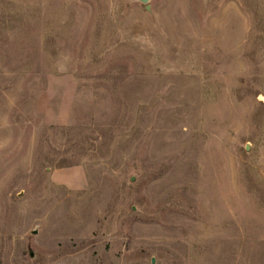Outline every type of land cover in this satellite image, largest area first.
Instances as JSON below:
<instances>
[{"label":"rangeland","instance_id":"rangeland-1","mask_svg":"<svg viewBox=\"0 0 264 264\" xmlns=\"http://www.w3.org/2000/svg\"><path fill=\"white\" fill-rule=\"evenodd\" d=\"M0 0V264H264V0Z\"/></svg>","mask_w":264,"mask_h":264},{"label":"water","instance_id":"water-1","mask_svg":"<svg viewBox=\"0 0 264 264\" xmlns=\"http://www.w3.org/2000/svg\"><path fill=\"white\" fill-rule=\"evenodd\" d=\"M137 1H139L142 4H144L146 10L150 9V4H149L150 0H137Z\"/></svg>","mask_w":264,"mask_h":264}]
</instances>
